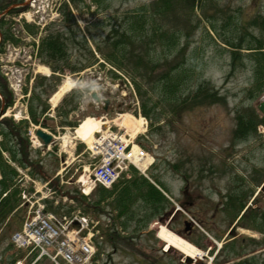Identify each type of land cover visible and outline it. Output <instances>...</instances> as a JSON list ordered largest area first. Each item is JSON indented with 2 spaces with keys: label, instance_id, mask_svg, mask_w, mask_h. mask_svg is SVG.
Segmentation results:
<instances>
[{
  "label": "rangeland",
  "instance_id": "374dc122",
  "mask_svg": "<svg viewBox=\"0 0 264 264\" xmlns=\"http://www.w3.org/2000/svg\"><path fill=\"white\" fill-rule=\"evenodd\" d=\"M101 1L0 0V80L3 81L6 72L14 86L20 79L21 86L40 92L41 100L48 95L52 98L57 91L60 93L54 102L56 108L48 97L55 110L44 116L42 124L46 127L37 125L53 135L48 149L38 146L37 141L28 146L24 137L18 139L28 146V155L35 159L34 166L46 179L34 184L36 192L41 194L25 192L26 199L45 197L48 207L52 201L54 205L61 202L63 208L57 210L58 206H54L53 210L65 214L81 207L69 196L79 198L81 185L77 177L91 172L92 160L86 142L79 140L71 127L62 126L69 104L81 93L76 101L78 107L69 113L68 120L78 124L85 117H93L106 121L105 125L114 131L126 130L130 136L135 135V143L153 156V163L144 173L130 167L128 181L136 177L155 180L153 176H156L165 185V195L170 197L166 202L170 207L163 220L151 217L144 227L143 222L140 224L133 216L134 211L135 216L143 218L142 210H131L129 218L128 212L121 216L110 203L114 196H110L100 211L101 221L107 227L103 226V238H98L101 242L89 264H187L178 249L162 250L164 242L156 236L159 225L202 251L201 258L192 264L224 261H230L224 264H237L236 258L244 254L251 256L255 261L252 264H264V219L254 221L250 216L252 212L264 213V123H258L255 136L234 140L237 110L246 116L249 112L243 108L250 105L256 119L264 118L256 110L264 100V90L259 92L252 86V60L246 55L249 50L242 48L235 63L230 64L229 46L224 43L237 41L239 36L243 37V47L248 40H264V0H198L193 13L183 5H176L165 15L148 18L144 29L146 38L126 41L128 53L124 57L119 55L123 60L122 68H114L106 60L116 36V33L108 35V31L113 27L121 28L124 19L132 14L144 18L152 12L148 7L144 10L150 0H106L100 4ZM160 27L166 30L167 38L174 33L176 42L160 43L158 38L151 41L152 32ZM11 34L16 43L8 40ZM48 34L59 35L66 47V55L61 60L50 61L51 66L64 67L63 71L54 72L40 60L39 50L36 53L39 38ZM123 51L121 49L120 53ZM28 52L32 56L36 53L31 63L26 60ZM149 57L153 62L159 59L160 63L153 67ZM170 61L182 70L180 76H184V69H189L192 62L190 75L183 79L185 92L182 94L188 95L189 90L203 81L214 86L213 90L204 86L200 95L206 98L199 97L198 102L177 115L170 111V104L162 100L155 84L159 70L166 68ZM87 62L91 65L79 70L81 64ZM53 76L56 81L45 79ZM211 91L214 95H210ZM8 93L15 97V102L0 116V122L7 120L4 115H11L14 120L25 115V102L22 103L21 97L7 85L5 88L0 85V110ZM93 93L99 97V102L93 100ZM65 94L69 95L64 101ZM18 130L21 136L22 129ZM30 135L33 136L32 128ZM27 179L23 175V186L27 185ZM260 184L263 186L259 190ZM235 196L243 198L241 201H247L245 205H248L237 222L234 218L241 211L234 213L233 208L227 207L228 197ZM29 208L30 203L22 204L7 226L0 229V264H12L18 259L20 263L16 264H32L34 260H37L34 264H51L45 256H38L37 251L9 245L11 232L19 228ZM150 221L156 222L151 229ZM138 230L141 234L137 236ZM110 236L114 240H110ZM238 250L244 252L233 255Z\"/></svg>",
  "mask_w": 264,
  "mask_h": 264
},
{
  "label": "trees",
  "instance_id": "16d2710c",
  "mask_svg": "<svg viewBox=\"0 0 264 264\" xmlns=\"http://www.w3.org/2000/svg\"><path fill=\"white\" fill-rule=\"evenodd\" d=\"M105 2L106 0H102L100 4ZM197 2L198 0H150L148 5L144 7V10L148 7V9H150L152 12H150L149 14L147 13L146 16H143L144 18H142L140 15L132 14L130 18L124 19L125 23L121 28L113 27L108 31V35H113V33H116V36L114 37L115 40H112V43L110 44L111 47L108 55L106 54V60L112 63V67L115 68L116 66L122 68L123 60L121 57H124L128 53L126 41L128 40L130 42H134L135 40H142L146 38L144 35L146 19L152 18L156 15H165L168 13L167 11L169 10V8L173 9L176 5H183L186 9L193 13L195 7L197 6ZM262 24L264 28V20L262 21ZM165 35L166 30H162L160 27L152 32L151 41L158 38L160 40V43L163 41L176 42V37L174 33H171L169 38H167ZM55 36H57L58 39H55ZM55 36L54 34H48L44 36L40 41V55L43 61L48 63L49 65L51 60L56 59V61H59L66 55L64 54L65 47L62 38L59 35ZM258 39L259 38L248 40L247 45L245 47L242 46V36H239L237 41L226 40L224 43L229 46L228 50L230 52L231 59L230 64L235 63L236 56L239 54V51L242 48L249 50L247 52L248 54L246 55H248V58L252 60V86L256 91L261 92L264 90V40ZM165 47L166 46L164 45L161 46L162 49H165ZM169 48L170 47L167 46V49ZM121 49L124 51L120 53ZM119 55L121 57H119ZM139 58H141V56H139ZM149 58V61L154 63L153 67L160 63L159 59L153 62L151 60V57ZM135 59H138V57H136ZM173 62H167V67L164 68L162 71L159 70L156 76L155 84L158 85V93L162 97V100L168 102L171 108L170 111L174 112L177 115L184 108L192 106L195 101L198 102L199 100L197 99L199 97L206 98L205 95H200V92L203 90L204 86H206V89L209 87L211 90H213L212 88H214V86L210 85L208 81H203L201 82V84L197 85L194 90H189L188 95L182 94V91L185 92V84L183 79L190 75V66H192V62L190 61L188 65L189 69H184V76H180L179 71L182 70H178L179 66H174ZM89 65H91L90 62L81 64L79 70ZM51 67L53 70H63L64 68H62V66ZM232 68L233 66L230 65V69ZM49 80L56 81V78L53 76L49 78ZM211 92L212 93H210V95H214V91ZM79 96L80 94L75 96L76 100L74 102H71L69 104L68 109L65 111V122L71 125L74 123L67 122L66 114L76 107V101ZM39 98L40 95L33 93L29 98L28 102L30 120L36 124L39 122L38 116H40L47 108V103L43 101L40 102L41 105L38 110V107L34 105V100H38ZM63 99L65 101L66 96ZM7 100V105H10L12 103L11 97H9ZM243 111H248L249 114L246 113L245 116L243 115L244 113H241V110H237L235 114L236 127L234 129V140H236V138H243L248 135H250L251 137L255 136L257 134V124L264 123V118L256 119V115H254L255 111L252 106H246L245 108H243ZM143 112L144 114L147 113L145 110ZM28 125L29 123L27 120H21L17 124L11 122V120H5L4 122H0V229H2L4 226H7L10 217L13 214L15 215V213H17L22 206L20 205L21 189L19 187V183L17 182L18 171L16 167L10 164L9 161H13L17 166L23 168L29 166V173L32 176L36 173L42 174L39 168L34 166L35 159H32L28 155V153L30 152L27 149V145L21 144L18 140L20 137H24L26 143H29L27 137ZM18 126L22 129L21 136L18 135ZM4 154H6L7 157H5ZM121 179L122 180L119 184L118 182H115L110 189L98 187L94 191L93 195V197L96 196L97 198H92L90 201H88L86 196L83 197L79 194V198L75 197V200L79 201L81 204L86 201L85 205L87 206V208L90 207L92 209L97 210L101 200L108 199L110 196H114L112 197V199H110V203L111 205L116 206V209L119 210V214L121 216L124 213L128 212L127 217L129 218L132 215L131 210L133 211V209H136L138 212L142 210L144 215L142 219H148L150 217H155L157 215L162 214L166 202L168 200L164 196V194L147 178L136 177L132 178L130 181L125 178ZM160 183L162 184L161 181ZM242 199L243 198H238L236 196L228 197L227 207L230 206V208H233L234 212L236 210H240L244 205V202L241 201ZM87 208L85 207V209ZM133 216L136 220H139V216H135L134 211ZM250 216L254 221H258L257 218H259V216L255 213Z\"/></svg>",
  "mask_w": 264,
  "mask_h": 264
},
{
  "label": "built area",
  "instance_id": "2783aa9c",
  "mask_svg": "<svg viewBox=\"0 0 264 264\" xmlns=\"http://www.w3.org/2000/svg\"><path fill=\"white\" fill-rule=\"evenodd\" d=\"M126 147L127 143L121 136L111 131H106L94 140L93 151L101 154L100 165L94 169V180L108 184L115 179L117 168H121L125 161L142 158L140 150L134 152ZM111 162L115 164L112 166ZM56 227L50 220L35 217L25 224L22 234H15L13 237L19 241V244L35 243L43 252H46V248L52 244V239L57 234ZM57 246L68 261H78L82 259L84 253L88 252L87 246L80 243L77 238L62 240Z\"/></svg>",
  "mask_w": 264,
  "mask_h": 264
},
{
  "label": "bare ground",
  "instance_id": "6f19581e",
  "mask_svg": "<svg viewBox=\"0 0 264 264\" xmlns=\"http://www.w3.org/2000/svg\"><path fill=\"white\" fill-rule=\"evenodd\" d=\"M63 85H66V83L63 82ZM58 93L59 92H56L53 95L51 99L52 102H55L57 96L59 95ZM100 123L101 122L98 119H95L93 117H85L75 128L74 134L80 140L90 141L93 137V134L100 130ZM31 140L34 142L37 141L34 135L31 136ZM50 233L53 234L51 231ZM157 236L166 243L165 248H167L168 246H173L184 255L192 258V260H198L203 255L202 251L199 248L195 247L193 244L175 234L174 232H171L162 225L157 228Z\"/></svg>",
  "mask_w": 264,
  "mask_h": 264
},
{
  "label": "water",
  "instance_id": "95a60500",
  "mask_svg": "<svg viewBox=\"0 0 264 264\" xmlns=\"http://www.w3.org/2000/svg\"><path fill=\"white\" fill-rule=\"evenodd\" d=\"M92 97L95 100H98V97L95 93L92 94ZM105 102H107V101H105ZM257 107L264 114V101H262ZM35 134L42 139L44 145H47L50 142L51 137H52L51 134L43 131L40 128L35 130ZM186 261H187V263H189L191 261V258L187 257Z\"/></svg>",
  "mask_w": 264,
  "mask_h": 264
}]
</instances>
